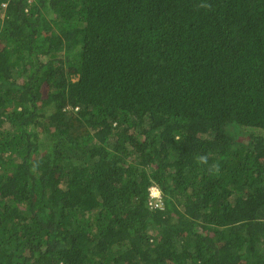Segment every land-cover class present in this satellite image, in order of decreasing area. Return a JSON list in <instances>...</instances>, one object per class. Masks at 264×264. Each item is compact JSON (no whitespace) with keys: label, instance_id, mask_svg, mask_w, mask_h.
Instances as JSON below:
<instances>
[{"label":"trees","instance_id":"trees-1","mask_svg":"<svg viewBox=\"0 0 264 264\" xmlns=\"http://www.w3.org/2000/svg\"><path fill=\"white\" fill-rule=\"evenodd\" d=\"M0 264H264V0H0Z\"/></svg>","mask_w":264,"mask_h":264},{"label":"clouds","instance_id":"clouds-1","mask_svg":"<svg viewBox=\"0 0 264 264\" xmlns=\"http://www.w3.org/2000/svg\"><path fill=\"white\" fill-rule=\"evenodd\" d=\"M205 7H207V5H205ZM196 160L198 163H200L202 165L208 164V157L206 155H198L196 157ZM207 171L209 172V174L218 173L219 172V164L214 163V164L209 165Z\"/></svg>","mask_w":264,"mask_h":264},{"label":"rangeland","instance_id":"rangeland-1","mask_svg":"<svg viewBox=\"0 0 264 264\" xmlns=\"http://www.w3.org/2000/svg\"><path fill=\"white\" fill-rule=\"evenodd\" d=\"M159 194H160V192H159L155 187H152V188H151V195H152L154 198L159 197Z\"/></svg>","mask_w":264,"mask_h":264}]
</instances>
